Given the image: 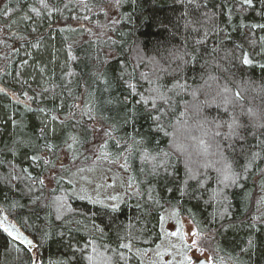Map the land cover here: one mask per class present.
Instances as JSON below:
<instances>
[{"label": "trees", "instance_id": "obj_1", "mask_svg": "<svg viewBox=\"0 0 264 264\" xmlns=\"http://www.w3.org/2000/svg\"><path fill=\"white\" fill-rule=\"evenodd\" d=\"M108 1L47 0L48 8L43 9L39 0H0V26L5 30L0 39V159L4 160L0 164V219L11 218L16 229L39 245L28 251L27 244L17 240L8 250L10 238L0 226V264H31L34 258L40 264H143V255L162 239L166 209L188 217L202 236L211 238L203 244L215 249L213 254L225 262L264 264V203L257 204L264 197V176L260 175L264 161L260 159L243 173L239 187L223 189L216 183L215 171L202 169L213 179L206 181L208 192L197 201L181 196L178 190H167L175 189L178 182L157 178L149 185L141 169H149L150 164L133 151L127 174L134 187H127L117 212L73 192L69 172L56 175L51 184L45 181L59 153L68 151L64 141L69 135L82 142L69 151L84 152L93 141L94 122L111 132L99 150L106 152L108 160L121 159L124 164L113 145L117 139L124 143L131 137L144 138L152 155L172 153L174 163L181 154L176 153L173 141L185 150L182 158L191 157L200 165L211 162L214 157L205 151L211 141L205 133L212 126L199 128L203 120L185 111L195 89H201L197 93L201 101L211 100L223 86L233 95L240 92L235 111L246 114L241 120L248 125L247 143L255 145L264 139V128L254 126L264 124L262 0H253L251 7L243 0H115V21L92 12L85 29L70 28L71 22L83 20L90 9ZM176 49L189 53L182 66L162 59ZM245 56L250 64L243 63ZM178 83L187 89L180 91ZM154 88L170 98L168 103L156 101L159 111L152 109L151 100L144 103L157 94ZM87 108H92L94 119L81 116ZM72 113L75 119H66ZM202 115L209 121L229 119L214 105ZM53 116L58 119L53 121ZM153 116L161 117L168 136L155 133ZM47 144L54 149L49 150ZM33 155L36 161L29 158ZM239 160L243 163L244 157ZM180 169L183 177V163ZM13 175L19 179L11 180ZM33 179H43L44 186L36 184L29 193ZM150 187L155 189L152 199L146 194ZM213 192L218 193L216 200L205 204ZM59 203L72 209L64 211L62 220L56 219ZM121 244H131L130 250Z\"/></svg>", "mask_w": 264, "mask_h": 264}, {"label": "snow or ice", "instance_id": "obj_2", "mask_svg": "<svg viewBox=\"0 0 264 264\" xmlns=\"http://www.w3.org/2000/svg\"><path fill=\"white\" fill-rule=\"evenodd\" d=\"M41 6L43 9L48 8L47 0H39ZM84 0H81V3H83ZM119 2V0H118ZM191 2V0H190ZM207 3V0H205ZM264 2V0H262ZM243 3L251 7L253 5V0H243ZM199 7V4L196 5ZM87 7V5H85ZM36 16L40 15V12L37 11L36 8H32L31 10ZM87 19V17H84ZM209 18H211L209 16ZM261 28H264V25H260ZM205 36H207V33H205ZM197 44L202 45L203 40H197ZM189 53L184 50L180 51L179 49L172 50L169 52L168 57H162V59L165 60H171L173 62H180L181 66L183 63H186L185 56H188ZM197 62H199L198 58H195ZM24 64L27 63V61H23ZM244 64H250L251 61L247 56H245L243 60ZM264 68V65L261 66ZM163 70V69H162ZM179 68L173 69V72L178 71ZM173 79H176L175 76H173ZM215 79V78H212ZM180 91H185L187 89L186 84H177V86ZM3 90L0 89V92ZM153 92H156L157 94L154 97H149L144 99V103L147 105L149 103V100H151V107L152 109L159 111L160 109L157 106L156 101L160 100L164 103L169 102V97L163 92H161L158 88L152 89ZM168 91H172V89H169ZM201 89H195L192 90L191 95L193 97V102L186 104L185 111L190 112L191 115H195L196 118L202 119L203 124L198 125L199 128H202L204 124L211 125L210 132H206L205 135L209 136L210 143L207 145V148L205 149L206 152H209V154L214 157V159L211 162L204 163L203 165H200L198 161L193 160L191 157L182 158L184 149L181 145L175 144V141H173L175 151L176 153H179L181 155H177L175 157V163L173 162V155L169 152H163L158 153L157 155H152L151 152L148 151L147 147L145 146V139L142 138L141 140L137 141L134 138L129 137L128 141H125L124 143L121 142V140L117 139L114 143V147L118 150V158L120 156L124 157L125 163L121 165V167L124 168L125 172L128 171V165L127 161L129 156L133 153V151L136 152L141 158V160L145 164H150V168L145 170L141 169V171L145 172V175L149 178L148 183L149 185L152 184L154 179L162 178L168 183L172 182H178V186L174 188H168L167 190L169 192H173L174 190H178L181 194V196H188L190 199H195L197 201H200L205 194L208 192L209 185L206 183V181H211L213 177L209 175L207 172L202 171V169H208L213 170L217 173V176L215 178L216 183L218 185H222L223 189H226L228 187H239L240 181L243 180L245 177L243 173L249 172V169L254 165L255 161L257 159H260L264 161V139H258L257 143L255 145H249L247 143V128L248 125L243 123L241 120V117L246 115L243 111H241L239 114L236 113L235 108L237 101L241 99V93L236 92L234 95L231 94L230 89L226 86L220 87L219 90L216 93V96L212 97L211 100L205 99L203 101L199 100L197 97V93L200 92ZM27 96V93H25ZM218 98V99H217ZM28 99H32V97H28ZM111 103V101H109ZM215 106L217 109H223V115L229 116V119H218L213 118L212 120H208L206 117H203V111L205 108H208L210 106ZM31 110V109H29ZM40 112H43L44 109H39ZM92 111V108H87L86 111H83L81 113V116H87L89 120L94 119L93 116L90 115ZM249 112L248 114H250ZM185 115V113H181V116ZM153 120L155 123L154 131L156 134L163 133L164 136H168L169 133L165 131L163 125L160 123V116H153ZM53 121L57 120V116H53L51 118ZM68 120L75 119V114L72 113L67 117ZM128 119H125V123H128ZM77 125H80V121H76ZM13 126H17L16 122L13 121ZM258 128H264V124L260 125H254ZM47 127V124H44V127L41 128V136L44 135V129ZM106 135H111V132H106ZM71 141V142H69ZM65 145L68 150L73 149L74 144H81L79 137L76 135H69L65 139ZM83 143H88V141H84ZM107 141H105V144ZM148 144H151L152 141L148 140ZM201 144H204L205 141L201 140ZM49 148V150H53L54 146L47 144L45 145ZM103 147V145H101ZM13 152V155H15L14 149H9ZM94 154V153H93ZM244 157V162L241 163L239 160V157ZM33 161H36L38 158L33 155L29 157ZM4 160L0 159V164H3ZM47 163V161H45ZM183 163L184 165V171H183V177H181V169L180 164ZM241 167L242 171H237V168ZM258 168L259 166L256 165ZM25 172H27V169H24ZM260 175L264 176V169L260 170ZM31 178V177H30ZM19 177L16 175L11 176V180H18ZM133 178L129 177V182L127 183V187L129 189H132L134 187V184L132 182ZM194 181L195 183H190ZM11 181H9L10 183ZM36 184H39L41 187L44 186V180L43 179H33L32 185L29 186L28 191L31 193L35 187ZM262 187H264V184H262ZM155 189L153 187H150L148 192L146 193L149 197V199H152V192H154ZM138 195L141 193H137ZM218 193L213 192V194L209 197L208 201H205V204H209L216 200ZM39 197H37V200ZM113 201L119 200V197H111ZM33 203H36V201H33ZM93 203H101L99 201H93ZM264 203V197H262L260 200L257 201V204ZM19 206V205H14ZM101 206L109 209L111 212H117L119 211V204L113 203L110 206L104 205L101 203ZM72 211V209L68 208L65 204L59 203V206L55 209L56 211V219L62 220L64 211ZM108 213L105 212L103 215H107ZM261 218H264V214H261ZM76 223H79V221H76ZM95 226V225H94ZM4 232L7 233V237L10 238V241H6L8 250H11L12 243L19 240L21 244H27V250L32 251L33 248L39 247V245L34 244L33 240H25V237L20 235L19 233H15V228L12 226H8L4 228ZM172 235H177V232H172ZM188 233H185L187 235ZM191 237H195L191 240V246L192 248H198L200 250L201 258L194 259L192 257H186L188 264H217V257L213 253L216 251L215 249H212L208 245L203 244L204 239H211L210 237H204L202 236L199 228H194L191 233ZM47 236V233L44 234V237ZM43 238V237H42ZM251 245V241L249 242ZM120 247L128 248L130 250L131 244H121ZM242 252L247 251L246 249H242ZM208 253V254H206ZM31 264H40V261L38 258H34L31 261Z\"/></svg>", "mask_w": 264, "mask_h": 264}, {"label": "rangeland", "instance_id": "obj_3", "mask_svg": "<svg viewBox=\"0 0 264 264\" xmlns=\"http://www.w3.org/2000/svg\"><path fill=\"white\" fill-rule=\"evenodd\" d=\"M92 12H101L107 21L113 22L117 18V3L115 0H110L96 9H90L85 17L88 18ZM86 21L85 18L81 21L74 20L69 25L71 29L79 26H83L85 29ZM4 35L5 30L0 26V39ZM86 36L87 34L79 36L77 39ZM92 128L93 141L88 144L84 152H70L69 150L60 152L54 165L45 176V181L51 184L55 181L56 175L69 172V178L73 183V192L106 205L118 203L127 193L128 174L121 167L123 164L121 159L108 160L105 157L106 152L99 151L105 139V127L94 122ZM114 196L119 197V200L113 201L111 197ZM7 224L16 225L11 218L0 219L2 228L8 227ZM194 228H196L195 225L188 217L178 215L172 209H166L161 221L162 239L154 249L148 250L143 255V264H188L186 257H190V255L201 257L200 250L191 246V240L195 237H191L190 233ZM19 231L22 232V229L19 228ZM172 232H177V235H172ZM185 233L188 234L185 235ZM214 255L217 257V264H233L225 262L217 254Z\"/></svg>", "mask_w": 264, "mask_h": 264}, {"label": "water", "instance_id": "obj_4", "mask_svg": "<svg viewBox=\"0 0 264 264\" xmlns=\"http://www.w3.org/2000/svg\"><path fill=\"white\" fill-rule=\"evenodd\" d=\"M10 226H12V227H14L15 228V226H13V225H10ZM16 233H19L20 235H22V236H24L25 237V240H29L22 232H20L18 229H16L15 228V233L14 234H16ZM192 258H194V259H199V258H201V257H195V256H192Z\"/></svg>", "mask_w": 264, "mask_h": 264}, {"label": "flooded vegetation", "instance_id": "obj_5", "mask_svg": "<svg viewBox=\"0 0 264 264\" xmlns=\"http://www.w3.org/2000/svg\"><path fill=\"white\" fill-rule=\"evenodd\" d=\"M190 257H192V255H190Z\"/></svg>", "mask_w": 264, "mask_h": 264}, {"label": "bare ground", "instance_id": "obj_6", "mask_svg": "<svg viewBox=\"0 0 264 264\" xmlns=\"http://www.w3.org/2000/svg\"><path fill=\"white\" fill-rule=\"evenodd\" d=\"M4 213V212H3Z\"/></svg>", "mask_w": 264, "mask_h": 264}]
</instances>
